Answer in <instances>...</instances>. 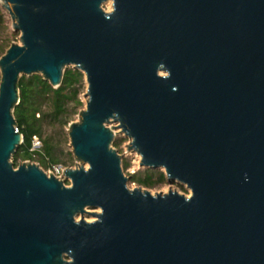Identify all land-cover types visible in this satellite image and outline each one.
Returning <instances> with one entry per match:
<instances>
[{
	"label": "water",
	"instance_id": "water-1",
	"mask_svg": "<svg viewBox=\"0 0 264 264\" xmlns=\"http://www.w3.org/2000/svg\"><path fill=\"white\" fill-rule=\"evenodd\" d=\"M0 1L21 33L0 58V264H264V0ZM69 67L88 88L68 186L12 160L20 79ZM118 130L191 195L130 188Z\"/></svg>",
	"mask_w": 264,
	"mask_h": 264
},
{
	"label": "trees",
	"instance_id": "trees-1",
	"mask_svg": "<svg viewBox=\"0 0 264 264\" xmlns=\"http://www.w3.org/2000/svg\"><path fill=\"white\" fill-rule=\"evenodd\" d=\"M6 51L7 48L0 46V58ZM83 78L84 74L80 71L67 69L64 73L62 85L57 89L51 87L40 75L23 76L20 79V103L15 108L14 116L17 121V128L23 135L24 141L13 157L16 163L19 160L32 161L37 156L45 168L59 164L60 160L55 146L49 139L42 138L41 123L50 119L53 123L57 122L61 128L69 126L71 115L74 114L75 109L83 105L79 99ZM72 103L74 108L70 112L69 109ZM45 104L50 107L49 113L43 110ZM37 115H40V117H37ZM35 137L43 140L42 149L36 150L33 148ZM152 170L148 169L143 176H132L131 181L148 188L167 182V177L163 172L159 173L154 179L155 175Z\"/></svg>",
	"mask_w": 264,
	"mask_h": 264
},
{
	"label": "rangeland",
	"instance_id": "rangeland-1",
	"mask_svg": "<svg viewBox=\"0 0 264 264\" xmlns=\"http://www.w3.org/2000/svg\"><path fill=\"white\" fill-rule=\"evenodd\" d=\"M103 8L106 11H112V9H109L108 2L103 4ZM20 32H17L13 29V21L11 19V16L6 11V9L3 7L1 1H0V46H3L7 48V50L10 48L12 44H20ZM67 69H73V67H69ZM1 78V75H0ZM88 84L86 82V78L84 75L83 78V86L81 88L79 99L83 103V105L80 108L75 109L74 114L71 115L70 124L74 122L79 121V113L80 111L86 109V93H87ZM74 104L72 103L70 105V112L73 111ZM43 110L47 113L50 112V107L45 104L43 106ZM37 117H40V115H37ZM69 124V125H70ZM42 138L43 139H49L50 142L55 146L56 153L58 155V158L60 160L59 165L62 169L66 168H76L79 166V163H77L73 157L72 154V148L70 145V139L68 135V127L61 128L57 122H51L50 119H47L45 121H42ZM115 125V124H114ZM43 140L40 138H34V149H42L43 147ZM129 143V139L124 134H118L115 142L113 144L114 148L118 150L119 154L122 156L123 159V168L125 174L130 177L129 187L130 188H136L141 187L145 190H148L152 193H168L171 190H176L181 194L184 195H191V190L187 188L186 185H182L178 182H172L169 183L168 180L164 184H157L154 187L148 188V187H142L138 185L137 183H134L131 181V177L134 175L143 176V174L148 170V168H143L140 166L141 158L138 156L137 153L129 152L127 150V145ZM14 163V167L17 168L22 163H33L39 165L45 172H48V168H45L43 164L40 163L39 158L35 156L34 160H19L17 163L12 160ZM125 166V167H124ZM87 167V165H86ZM154 171V179L158 176L159 173H164L165 171L163 169L161 170H152ZM166 175V174H165ZM66 185H70L69 181H65ZM92 211H98V209H90ZM78 219L81 218L79 215L77 217ZM84 218L87 221H94L95 219L90 215H85Z\"/></svg>",
	"mask_w": 264,
	"mask_h": 264
},
{
	"label": "built area",
	"instance_id": "built-area-1",
	"mask_svg": "<svg viewBox=\"0 0 264 264\" xmlns=\"http://www.w3.org/2000/svg\"><path fill=\"white\" fill-rule=\"evenodd\" d=\"M18 128H16V132H18ZM34 146V145H33ZM47 174H53L56 176L58 179L66 181L65 176H64V169H62L59 165H53L48 168Z\"/></svg>",
	"mask_w": 264,
	"mask_h": 264
},
{
	"label": "bare ground",
	"instance_id": "bare-ground-1",
	"mask_svg": "<svg viewBox=\"0 0 264 264\" xmlns=\"http://www.w3.org/2000/svg\"><path fill=\"white\" fill-rule=\"evenodd\" d=\"M107 3V2H106ZM108 5H109V9H112L113 10V1L112 0H109L108 1ZM117 133L119 134V133H121L120 132V130H118L117 131ZM139 156V155H138ZM140 157V156H139ZM97 213H99L100 212V210H98V211H96ZM94 218V217H93ZM94 219H96V218H94ZM90 222V221H89Z\"/></svg>",
	"mask_w": 264,
	"mask_h": 264
}]
</instances>
